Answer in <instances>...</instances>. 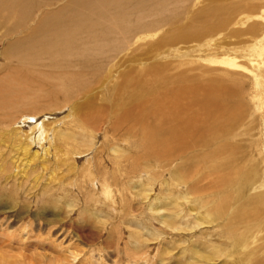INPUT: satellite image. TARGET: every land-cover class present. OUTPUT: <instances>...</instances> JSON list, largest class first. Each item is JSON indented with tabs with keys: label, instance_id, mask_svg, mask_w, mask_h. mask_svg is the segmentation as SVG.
<instances>
[{
	"label": "bare ground",
	"instance_id": "1",
	"mask_svg": "<svg viewBox=\"0 0 264 264\" xmlns=\"http://www.w3.org/2000/svg\"><path fill=\"white\" fill-rule=\"evenodd\" d=\"M194 1L0 0V33L4 31L3 35L7 37L2 53L14 62L13 68L6 69L0 76L1 216H12L11 202L14 204L13 212H16L12 217L19 215L24 210L20 198H24L28 186L29 190L36 187L44 175L49 181L56 178L55 187L44 188L35 194L36 187L28 193L34 198V204L54 203L52 195L64 193L66 187L71 188L74 181L77 183L80 179L77 176L70 180L71 185L65 184L64 178L59 181L54 175L56 168H61L62 162L67 163L66 158L74 159L75 153L81 152L83 146L86 147L85 153L93 146L94 139L88 137L89 129H105L114 137L106 150L110 164L103 169V155L96 151L97 164L93 160L91 163L99 169L98 175L101 171L100 177L88 164V175L84 174L87 180H92L91 184L89 182L91 188L96 190L93 186L99 183L104 191L101 195L108 197V205L115 210L119 203L126 205L129 199L124 194L111 191L114 181L126 195L132 193L129 192L131 188L146 199L155 182L160 179L163 183L169 171V180L164 184L170 191L162 190L165 195L158 201L161 205L154 202L150 209L168 211L171 217L162 218L161 223L170 230L189 233L187 237L179 233L178 241L188 244L190 255L185 258L183 249L181 256L192 261L191 264L198 261L217 264L219 257L232 256L227 255L228 249L217 251L219 244L216 245L206 231L193 235L197 227L216 222L213 231L219 230L218 236L224 242L219 241L225 245V241H229L237 250L245 246V233L238 232V229L254 226L258 231L259 227H264V186L245 194L246 188L259 180L247 168H250L249 164L243 166L247 162L238 160L244 151L237 153L238 144L231 145L232 142L226 141L235 136L236 128L242 126L245 102L239 86L236 83L221 85L219 82L206 86L193 84L195 78L172 75L169 65L148 61L151 48L161 50L167 42L197 40L204 33L226 24L233 12L230 5L211 4L194 13L187 24L181 25L182 10ZM254 6L246 4L248 8L253 9ZM261 15L264 18V9ZM163 27L167 32L150 48L144 47L142 40L147 34ZM37 32L40 34H35ZM34 34L37 39L30 43ZM134 46L140 49L139 53L135 54ZM258 53L263 57L254 69V78L260 85L264 78V69H261L264 68V43L258 47ZM43 89L55 109L66 106L68 113L73 114L69 128L66 125V129L61 127L60 130L56 125L58 128L52 129L50 140L48 125L45 123L43 127V121L36 124L42 108L19 110L23 104H28L32 94ZM260 93L255 98L262 107L263 94ZM80 95H83V101L78 103L76 100ZM97 99L103 100V104L98 105ZM44 104L47 105L46 102ZM29 121L35 125L27 128ZM57 141L58 146H62L61 152ZM118 141L126 143V146H118ZM101 149L104 150L103 147ZM50 154L53 155L51 160ZM261 154L264 166V144ZM237 162L239 164L233 166ZM67 168L72 169V165ZM138 169L149 175L146 177L149 181L147 188L134 186L133 182L129 188L125 181L137 178L139 173H135ZM263 177L260 179L264 180ZM48 180L44 181L46 185ZM183 186H186L185 193L174 190ZM26 199L31 200L30 196ZM184 202L190 204L188 212L196 211V216L190 221H184L189 215L184 210ZM108 216H112L111 213ZM163 232L162 228H154L146 236L140 234L154 249L155 240ZM164 246L162 252L168 249ZM245 255L244 260H224L222 264H264L263 256ZM155 257L159 264L171 259L160 252H156ZM176 261L183 264L180 257Z\"/></svg>",
	"mask_w": 264,
	"mask_h": 264
},
{
	"label": "rangeland",
	"instance_id": "2",
	"mask_svg": "<svg viewBox=\"0 0 264 264\" xmlns=\"http://www.w3.org/2000/svg\"><path fill=\"white\" fill-rule=\"evenodd\" d=\"M217 3L233 7V12L229 15V21L226 24L204 33L197 40L189 42L179 41L177 43L167 42L160 48L161 50H153L151 48L148 61L164 63L167 64V67L169 65V73L172 75L183 74L186 78H195L193 84L199 83L201 86H206L209 83L219 82L221 85L236 83L239 86L243 95V101L245 102V109L241 117L242 126L236 128L233 132L235 136L229 140L226 139V141L232 142L231 145H234L233 143L235 145L238 144V146L236 145L239 150L237 153L244 151L238 160H241L242 163L247 162L243 163V166L246 167L249 164L250 168L248 166L247 168L251 169L254 177L260 181L250 184L246 188L245 194L247 195L264 186V180L260 179V177L264 176V166L261 162V151L264 144V104L261 107L260 102H258L259 100L255 98L257 97L256 94H261V91L264 103V78L260 81V85L254 78V74H256L254 69L257 65H260L263 57L262 54H257V49L264 43V18L261 15V11L264 9V0H195L186 10H182L179 23L181 25L187 24L198 10L201 12L203 7ZM248 3H251L253 6L256 5L252 9L246 7ZM165 28L163 27L160 30L151 31L147 34L148 36L142 40L145 43L144 47L150 48L157 38H160L161 35L167 32V28ZM3 33L4 31L1 30L0 76L6 69L11 70L14 64L12 60H9L2 53L7 41V37ZM35 34L40 33L37 32ZM35 34L32 35L30 43H33L37 39V35ZM142 41H139V43ZM20 45H17V47L21 49ZM136 48L137 46L133 47L135 54L140 52V49ZM228 61L236 63V66L228 63ZM261 69L264 68L262 67ZM110 87H112L111 84ZM258 89L259 91H257ZM45 91L44 89L37 90L27 100L28 104H23L19 110H37L36 107L38 106V109L42 108L43 112L41 111L42 114L40 113L39 118L37 117L36 124L38 122L41 124L43 121V127L45 123L48 125L49 131L47 136L48 140H50L52 136L51 132L57 130L58 127V129L61 127V129H66L67 125V128H69V123L73 120V116H71L72 113H68V107L66 106L64 108H56V110L48 102L47 97H45ZM102 91L105 92V89H102ZM77 97H79L76 100L78 103L83 101V95ZM97 101L98 105L103 104V100L97 99ZM45 102L48 106H45ZM63 119L70 121L65 122ZM32 124L35 125L32 121H29V126L26 127L30 128ZM88 133V137L91 140L94 139V147L90 146L89 150L85 153L84 149L86 147L83 146L81 152L79 151L78 154H74V159L73 157L66 158L68 162H62L61 168H56L54 174L59 181L64 178L65 184H68L71 179L79 176L80 179L77 183H75L77 181L75 180L74 185L69 183L70 185L72 184L71 188L66 187L65 191L63 190L64 193L58 192L55 193L56 195H52L51 200L55 199L54 203H47V201L41 204H34V198L29 195L28 191L35 190L37 187L35 194H38L44 188H54L57 183L56 178L53 179L54 181H49L44 175L42 176L43 178H40L41 180L39 179V184L36 187L29 190L28 186L25 191L27 193L24 192V198H20L21 204L23 203L21 206H24V210L19 215L12 217L16 213L13 212L14 204L12 202L9 204L10 206L12 205L11 218L7 216L3 217L0 214V264H159L157 258H154L156 252L162 253L163 256L171 257L164 264H178L176 260L179 257L183 264H191L192 261L185 259L190 255L189 247L187 248L188 244L185 241H178L179 235L182 234L181 236L185 235L184 237H187L189 233L176 229L170 230L161 223L162 218L167 219L171 217L168 215V211L150 209L154 202H158L164 197L165 194L161 193L162 190L165 192L170 191L164 184L165 181L169 180V171L164 176L163 183L160 179L155 182L153 189L149 192V197L146 199H143L136 190L130 188L132 182L134 186L137 185L139 188H147L149 186V181L146 178L149 175L144 170L138 169L135 175L137 173L140 175L138 174V177L135 179H125L130 188H128L129 192L132 191V193H128L127 195L121 188L116 187L118 184L115 185L117 182L114 181L112 188H110L111 191H116L120 195L124 194L129 201L128 199L126 200L128 201L126 205H121L118 202V208L113 210L114 207L111 208L110 206L112 205H108V197L101 195L104 192L102 186H99V183L95 181L96 184L93 188L96 187V190L92 189L90 186L92 180L90 178L87 180L86 175H88V165L93 166L91 168L93 172L95 171L94 173H97V175L99 173V169L91 163L93 160L94 164H97V161H95V159L97 160L96 151H100L103 155L102 160L106 165H104L103 169L108 166L109 153L106 150L107 146H111L110 143L113 142L112 139L114 137L109 133L107 134L105 129H96L94 131L89 129ZM58 142L57 148L61 152L62 146L60 144L58 146ZM119 142H117L118 146H126V143ZM39 147L41 146L39 145ZM41 148L42 152L45 144ZM91 153L94 155L92 156ZM51 156L53 157V155L50 154V160ZM124 163L128 164L125 161ZM68 164L72 165V169L69 170L67 168ZM236 164H239V162L234 163L233 166ZM154 169H157V167ZM79 171H81L82 175ZM100 174L98 175L99 177ZM83 178L88 182L86 180L83 181ZM47 180L49 181L48 185L45 184ZM82 184L85 186L83 187ZM97 184L98 187L96 186ZM174 190L177 193H185L186 186L175 188ZM59 195L62 197L57 199ZM29 196L31 200L26 199ZM95 200L97 201L95 202ZM69 204L70 206H68ZM160 205L161 203L158 204V206ZM184 205L186 215L189 214L184 221H187V219L190 221L196 216V211L190 213L188 212L190 204L184 202ZM110 213L112 216H108ZM215 223L201 225V227L196 228V232L192 233L193 235H200L203 231H206L207 236H212L211 239L214 240V243L216 245L219 244L216 248L217 251L220 248L228 249L227 255L231 254L232 256L230 258L229 256L219 257L217 264H222L224 260L229 262L244 260L247 253L250 256L264 257V239H262L264 238V227L260 229L261 227L258 226V231H255L254 226L252 228L246 227L244 230L242 228L238 229V232L242 231L245 233V246L241 250H237L238 248L232 246L229 241H225L227 245L221 243V241H224L223 238L218 236L219 230L213 231ZM154 228H162L164 234L157 237L155 240L157 243H155L156 245L153 249V247H150L152 244L145 241L146 239H144L143 235L150 234L149 231L152 232ZM137 233H142L143 235H138ZM168 233L170 234L168 235ZM191 237H194V240L196 239L195 236ZM164 245L168 248L166 249L167 251L165 250L166 252H162V248L165 247ZM256 248H259L258 250L260 251H257ZM183 249L184 254L186 253L185 258L181 256V250ZM197 263L201 264L200 261ZM247 264H250V262Z\"/></svg>",
	"mask_w": 264,
	"mask_h": 264
}]
</instances>
